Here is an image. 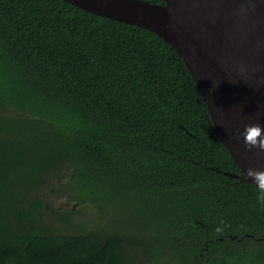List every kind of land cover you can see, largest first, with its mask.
Wrapping results in <instances>:
<instances>
[{"label": "trees", "instance_id": "trees-1", "mask_svg": "<svg viewBox=\"0 0 264 264\" xmlns=\"http://www.w3.org/2000/svg\"><path fill=\"white\" fill-rule=\"evenodd\" d=\"M229 173L167 41L65 0H0V264H264V190ZM47 189L107 224L54 228L68 212Z\"/></svg>", "mask_w": 264, "mask_h": 264}, {"label": "water", "instance_id": "water-1", "mask_svg": "<svg viewBox=\"0 0 264 264\" xmlns=\"http://www.w3.org/2000/svg\"><path fill=\"white\" fill-rule=\"evenodd\" d=\"M148 29L174 47L239 166L232 176L264 190V0H65ZM228 52L261 74L230 64ZM259 126L256 144L247 140Z\"/></svg>", "mask_w": 264, "mask_h": 264}, {"label": "rangeland", "instance_id": "rangeland-1", "mask_svg": "<svg viewBox=\"0 0 264 264\" xmlns=\"http://www.w3.org/2000/svg\"><path fill=\"white\" fill-rule=\"evenodd\" d=\"M47 190L46 200L56 210H66L68 212L67 218L56 214L48 217L49 222L55 224L54 228L60 231L75 232L91 230L107 224V215L102 216L98 210L92 207L84 206L80 209L73 201L67 198V195L62 190Z\"/></svg>", "mask_w": 264, "mask_h": 264}, {"label": "bare ground", "instance_id": "bare-ground-1", "mask_svg": "<svg viewBox=\"0 0 264 264\" xmlns=\"http://www.w3.org/2000/svg\"><path fill=\"white\" fill-rule=\"evenodd\" d=\"M225 60H227L230 64H233L235 66H238L240 69H246L251 72H256L257 74H261V71H258L256 67L252 64H247L244 60H242L240 57H237L233 55L232 53L223 52L222 53Z\"/></svg>", "mask_w": 264, "mask_h": 264}, {"label": "clouds", "instance_id": "clouds-1", "mask_svg": "<svg viewBox=\"0 0 264 264\" xmlns=\"http://www.w3.org/2000/svg\"><path fill=\"white\" fill-rule=\"evenodd\" d=\"M259 132H260V128H259V126H257L253 135L248 138L247 143L251 144V145H255L256 144V137L259 135Z\"/></svg>", "mask_w": 264, "mask_h": 264}]
</instances>
